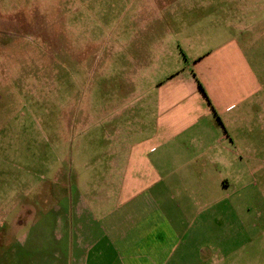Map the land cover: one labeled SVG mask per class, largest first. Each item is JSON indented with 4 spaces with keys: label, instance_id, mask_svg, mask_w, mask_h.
Segmentation results:
<instances>
[{
    "label": "rangeland",
    "instance_id": "rangeland-1",
    "mask_svg": "<svg viewBox=\"0 0 264 264\" xmlns=\"http://www.w3.org/2000/svg\"><path fill=\"white\" fill-rule=\"evenodd\" d=\"M242 22L264 85V0H0V264L13 262L22 232L53 228L41 214L53 216L77 190L97 198L118 182L113 128L126 143L152 134L143 95L159 78L152 64L161 41L187 36L210 50ZM262 101L240 126L245 140L228 144L226 166L184 169L181 186H197L177 192L182 264H264ZM215 178L228 186L210 188Z\"/></svg>",
    "mask_w": 264,
    "mask_h": 264
},
{
    "label": "crops",
    "instance_id": "crops-1",
    "mask_svg": "<svg viewBox=\"0 0 264 264\" xmlns=\"http://www.w3.org/2000/svg\"><path fill=\"white\" fill-rule=\"evenodd\" d=\"M245 24L229 26L234 34L210 50L187 36L161 41L152 64L159 78L149 81L152 85L143 95V107L153 108L152 134L139 143H126L127 135L121 139V128L115 126L118 147L111 156L123 166L118 182L104 186L107 193L97 198L77 190L53 210V216L41 214L40 222L50 220L53 228L17 236L9 264H182L176 254L182 234L177 192L197 186L192 181L181 186L184 169L199 163L202 172L226 166L228 144L245 140L240 126L250 120L247 110L255 113L262 107L264 85L248 54L252 39L240 37L250 27ZM150 68L147 62L148 74ZM182 142L192 143L196 151L185 149ZM183 153L192 157L190 163L183 165ZM219 182L229 184L215 178L207 185L212 188ZM151 186L158 191L152 193ZM165 204L171 206L168 211Z\"/></svg>",
    "mask_w": 264,
    "mask_h": 264
},
{
    "label": "trees",
    "instance_id": "trees-1",
    "mask_svg": "<svg viewBox=\"0 0 264 264\" xmlns=\"http://www.w3.org/2000/svg\"><path fill=\"white\" fill-rule=\"evenodd\" d=\"M199 88L203 91L201 84L197 81Z\"/></svg>",
    "mask_w": 264,
    "mask_h": 264
}]
</instances>
